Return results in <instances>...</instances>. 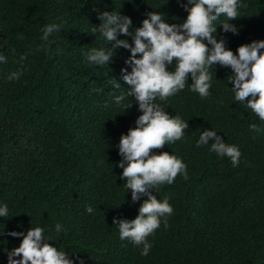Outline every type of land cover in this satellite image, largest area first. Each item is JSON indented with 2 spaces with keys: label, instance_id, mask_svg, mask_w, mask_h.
Here are the masks:
<instances>
[{
  "label": "trees",
  "instance_id": "16d2710c",
  "mask_svg": "<svg viewBox=\"0 0 264 264\" xmlns=\"http://www.w3.org/2000/svg\"><path fill=\"white\" fill-rule=\"evenodd\" d=\"M187 0H0V264L18 247L31 227H42L49 243L68 253L75 264H264V122L235 100L231 69L213 65L210 96L202 99L188 85L166 101L170 115L188 121L183 139L154 150L168 151L187 165L188 180L178 175L160 186L157 199L169 197L173 214L141 247L119 238L118 220H133L143 199L131 200V190L116 166L121 134L136 126L142 113L122 68L129 49L118 47L108 64L97 66L86 57L92 48L111 44L97 31L99 12L113 11L142 26L147 13L161 12L164 22L181 24ZM246 5L232 21L221 16L214 34L236 54L242 44L264 40V0ZM229 22L238 34L224 32ZM59 30L42 41V29ZM134 46L131 36L118 34ZM205 43H207L205 41ZM41 45H46L41 48ZM209 47H211L209 45ZM261 51H264L262 49ZM27 59L21 62L22 55ZM140 54H137L139 58ZM25 71L19 80L8 75ZM173 65L168 70L174 69ZM113 78L121 86H113ZM124 96L116 103L117 96ZM132 104L128 109L127 106ZM251 124L261 132L250 129ZM203 130H214L242 155L237 167L230 158L210 151L213 141L197 147ZM93 211L89 213L87 208ZM63 230L57 234L55 225ZM19 259V257H14Z\"/></svg>",
  "mask_w": 264,
  "mask_h": 264
},
{
  "label": "clouds",
  "instance_id": "9594fccd",
  "mask_svg": "<svg viewBox=\"0 0 264 264\" xmlns=\"http://www.w3.org/2000/svg\"><path fill=\"white\" fill-rule=\"evenodd\" d=\"M183 7L188 13L183 23L168 24L164 22L161 12L152 11L147 13L142 26L136 28L134 33L129 30L132 26L130 17L113 11L99 12L101 23L92 32L98 31L111 47L92 48L86 57L90 63L102 66L108 64L118 47L131 52V56L125 60L126 64L132 66L131 72L122 68V78L128 85L127 96L134 97L142 114L136 119L134 128H130L127 134H121L116 147L122 159L116 166L123 169L120 178L126 182L125 187L131 190L132 202L141 197L146 199H143L135 219L113 218L112 223L118 225L122 241L128 240L134 246L141 247L142 256H148L152 248L148 238L154 235L161 223L165 228L169 226L167 218L174 211L169 197L157 199L153 191L156 192L164 184L171 185L178 175L189 179L187 165L182 159L168 151H154L183 139L185 130L189 128L188 121L178 114L170 115L157 100L166 101L184 90L189 84V76L192 81L190 91L198 93L202 99L208 98L213 78L209 70L218 64L231 69L229 83L233 85L231 89L235 93V100L244 103L264 122V51H261L264 40L242 44L234 54L225 47V39L218 41L214 35L216 20L221 16L227 17L228 21L235 20L240 16L239 9L246 5L241 0H187ZM59 27L58 24L45 26L41 40L47 42L50 34L58 31ZM221 27L224 32L238 34L237 27L229 22ZM118 34L131 36L134 46L126 39H117ZM45 47L41 45L42 49ZM137 54H140L139 58ZM26 59L27 54L20 58L21 62ZM174 61L175 70L169 71L168 66L173 65ZM0 62H6V57L0 55ZM24 71L25 67L21 64L7 79L19 80ZM113 86L119 88L121 84L113 78ZM115 99L116 103H120L124 96ZM131 106L129 104L126 109ZM250 129L261 132L256 124H251ZM209 141H213L211 152L230 158L233 167L239 165L242 153L237 145L225 143L214 130H203L196 146L208 145ZM87 211L91 213L93 209L88 207ZM7 215V206L0 207V217ZM62 230L63 225L57 223L56 233ZM8 235L23 237L20 245L8 252V264H75L68 253L49 243L53 240L45 237L42 227H31L26 234L13 231Z\"/></svg>",
  "mask_w": 264,
  "mask_h": 264
}]
</instances>
